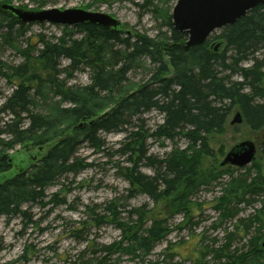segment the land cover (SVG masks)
<instances>
[{"label": "trees", "instance_id": "16d2710c", "mask_svg": "<svg viewBox=\"0 0 264 264\" xmlns=\"http://www.w3.org/2000/svg\"><path fill=\"white\" fill-rule=\"evenodd\" d=\"M169 27L170 35L163 40L166 41L164 45L140 37L129 43L112 29L79 24L71 29L74 33L82 34L81 39L45 46L36 57V62L30 64V59H25L24 63L12 68L13 77L21 79V82L15 85L0 109V113L10 116L0 126V216H15L23 204L41 201L45 197L44 191L59 177L77 172L79 165L75 155L82 140L94 148H100L102 143L97 138L99 132L122 130L130 125L131 119L141 121L140 117L149 111H157L162 115V124L151 135L141 125L132 127L118 150L122 156L127 157L130 165L122 173L129 185L130 198L143 194L154 205L164 204L165 211L188 216L193 209L188 199L197 189L209 186L222 175L234 171L230 167H214L218 159L211 148L210 136L225 132L234 107L241 113L242 127L254 134L264 130V73L256 69V66L264 67V63L256 60L249 69H238L242 79L240 82H232L230 75H224L247 57L264 49V5L251 9L235 24L218 30L203 44L188 50L184 49L187 35L177 32L170 23ZM212 38L224 43L222 53L216 54L209 47ZM91 40L124 47V50L113 54H121V61H114L107 68L102 59L103 44L98 47L95 61L92 62L89 57L93 48ZM228 52L230 55H227ZM141 58H148L155 65L153 72L147 81L124 91L130 85L127 74L132 68L131 64ZM59 59L68 60L71 70L81 66L90 68L93 71L90 84L77 90L67 89L68 93H65L63 100L70 107L58 110V118L34 114L30 112V107H33L31 91L33 85L37 83L41 86L43 83L40 75L34 72L42 73L44 81L51 82L52 77L58 76L56 67ZM98 64H101L100 68ZM29 72L32 73L26 75ZM96 100H105L110 105L109 111L98 116L89 105L90 101ZM62 118L88 121V127L61 136L31 175L6 177L10 176L12 169L8 153L27 143L43 148L52 139H42L40 135L61 128ZM90 121L92 124H89ZM24 122L26 126L22 125ZM181 135L186 140L184 148L173 147L162 160H154L148 155L146 140L149 136L174 141ZM219 152H222V148ZM260 156H264V143L260 147ZM143 161L153 169L152 176L140 172ZM233 180L228 189L215 200L214 208L222 220L237 218L241 206L256 202L260 206L246 219H238L245 235L253 229L247 241V251L236 256L226 248L217 250L215 256L224 258L226 264H264V240L260 244L264 239V180L260 173L250 178ZM260 197L261 200H257ZM93 212L88 215L89 219L97 224H105L106 221V224H116L126 243L123 245L115 242L102 246L99 251L105 257L101 261L86 257L83 253L77 257L76 262L68 264H101L114 253L138 259L139 253L148 255L168 232L163 219H160L162 216L150 218L144 207L127 211V219L134 218L132 223L137 224L136 227L121 221L113 200L105 204L102 216ZM165 252L169 253L170 248Z\"/></svg>", "mask_w": 264, "mask_h": 264}, {"label": "rangeland", "instance_id": "374dc122", "mask_svg": "<svg viewBox=\"0 0 264 264\" xmlns=\"http://www.w3.org/2000/svg\"><path fill=\"white\" fill-rule=\"evenodd\" d=\"M174 3L175 0H0V71L8 76L3 77L0 73V109L13 92L15 85L21 82V79L13 77V67L21 65L25 59H30L29 63L33 64L45 46L60 45L61 41L78 40L83 36L74 33L71 27L61 25L47 23L17 25L15 23L19 22L2 10L1 5L10 4L23 11L83 8L116 18L122 24L120 38L128 40L129 43L140 37L165 45L166 41L163 40L170 35L169 23L171 24ZM221 42L212 38L209 47L214 51L215 46ZM91 43L93 48L89 57L94 62L98 47L104 43L95 40H91ZM103 46L105 47L102 59L107 68L114 61H121V54H118L119 56L113 54L115 51L124 50V47L110 42ZM224 49L223 43L215 53L220 54ZM227 55H230V52ZM263 57L264 49L247 57L224 75H230L232 82H240L242 79L238 69H249L256 60L264 63ZM58 62L59 65L56 67L58 76L52 77L49 83L44 81L42 73L34 72L40 75L43 83L41 86L37 83L33 85L31 91L33 107H30V112L58 118V110L70 107V104L63 100L65 93H68L67 89L77 90L90 84V77L93 74L90 68L81 66L77 70H71L68 60L59 59ZM97 66L100 68L101 64ZM131 67L127 74L130 85L124 91L147 81L155 65H152L148 58H141L135 60ZM256 69L264 73V67L256 66ZM81 97L85 98L84 95ZM89 105L98 116L109 111L110 107L105 100L90 101ZM237 111L238 108L234 107L223 134L210 136L211 148L218 159L214 167L218 169L227 168H220L219 163L233 145L245 138L260 142L261 145L264 143V130L254 134L237 124H229ZM9 119L7 113H0V126ZM140 119L141 121L131 119L129 126L116 132H99L97 138L102 143L100 148H94L82 140L75 155L79 165L77 172L59 177L44 191L45 197L41 201L23 204L15 216H0V264H68L76 262L77 257L83 253L86 257L101 261L105 257L99 251L102 246H109L115 242H121L123 245L126 243L116 224L112 222L106 224L108 221L105 224H97L88 218L93 211L94 214L102 216L103 207L112 200L115 201L122 222L132 223L134 218L127 219V211L144 207L150 218L162 216L160 219H163L168 232L160 243L154 245L148 255L139 253L138 259H133L114 253L101 264H226L224 258L215 256L217 250L228 248V252H234L236 256L247 251V241L253 229L245 235L238 219H246L259 208L260 203L241 206L242 210L237 218L222 220L214 208L215 200L228 189L233 179L250 178L260 173L264 180V156H260L254 164L240 169L234 168L232 173L224 174L209 186L197 189L188 199L193 208L190 215L165 211L164 204L154 205L143 194L130 198L129 185L122 174L125 168L130 167L127 157L118 152L126 133L132 131V127L141 125L148 135H151L162 124L163 116L157 111H149ZM60 122L61 128L58 130L40 132L42 139L46 137L52 139L42 149L27 143L15 147L8 153L12 159V169L10 176L6 177L31 175L61 136L74 134L75 130L88 127V121L62 118ZM25 123L22 125L26 126ZM149 137L146 140V149L154 160H162L173 147L182 149L186 146L183 135L174 141ZM220 148L222 152H219ZM140 167L143 175H153V169L148 163L143 161ZM228 167L233 169L231 166ZM257 200L260 201L261 197ZM149 224L148 222L147 225ZM133 226L136 227L137 224ZM167 248H170L169 253L165 252Z\"/></svg>", "mask_w": 264, "mask_h": 264}, {"label": "water", "instance_id": "95a60500", "mask_svg": "<svg viewBox=\"0 0 264 264\" xmlns=\"http://www.w3.org/2000/svg\"><path fill=\"white\" fill-rule=\"evenodd\" d=\"M259 5H264V0H176L171 13L172 26L177 32L187 35L184 49L188 50L203 44L213 32L235 24L246 16L248 11ZM1 9L23 24L47 23L65 27L89 24L112 29L115 32H119L122 28V24L116 18L83 8L23 11L4 4L1 5ZM220 45V43L216 45L214 51H217ZM242 122L241 114L236 112L230 124L239 125ZM89 124L92 122L90 121ZM257 152L254 141L243 140L227 151L220 165L244 168L257 159ZM262 244L264 245V241Z\"/></svg>", "mask_w": 264, "mask_h": 264}]
</instances>
